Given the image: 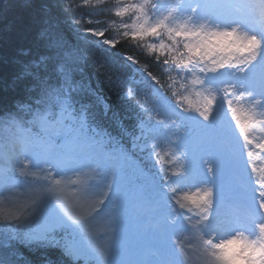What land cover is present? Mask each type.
<instances>
[{
    "label": "snow or ice",
    "instance_id": "snow-or-ice-1",
    "mask_svg": "<svg viewBox=\"0 0 264 264\" xmlns=\"http://www.w3.org/2000/svg\"><path fill=\"white\" fill-rule=\"evenodd\" d=\"M11 6L0 0V15ZM20 7L37 13L13 25H40L47 51L17 60L3 85L22 86L26 99L0 118L11 130L0 141V264H54L50 250L75 264H264V167L254 162L264 153L256 135L264 133V0H117L112 7L55 0L54 8L23 0ZM82 8L133 22L109 38L102 20L77 16ZM61 16L78 42L69 41ZM122 40L152 41L143 47L162 73L174 74L171 83L121 51ZM81 41L96 50V68L109 81L110 73L135 68L149 86L136 105L138 134L84 83ZM98 105L116 134L97 120ZM132 210L141 230L129 237Z\"/></svg>",
    "mask_w": 264,
    "mask_h": 264
},
{
    "label": "trees",
    "instance_id": "trees-1",
    "mask_svg": "<svg viewBox=\"0 0 264 264\" xmlns=\"http://www.w3.org/2000/svg\"><path fill=\"white\" fill-rule=\"evenodd\" d=\"M23 0H9L12 5L9 10L0 15V118H3L5 113L9 110H14V105L17 100L26 99V92L21 86L16 89H9L4 87V82L9 79L11 74L16 69L17 60H28L36 59L40 55L46 53L47 49L44 46L43 39L40 36L41 27L40 25H33L28 29H21L13 25V21L21 14H36L37 9H32L31 12H27L25 9L20 7ZM35 4L43 3L44 0H33ZM48 3L55 7V0H47ZM77 4L81 0H75ZM117 0H106V6L112 7ZM121 3L130 2V0H120ZM52 9H45V12H51ZM90 9L82 8L77 13V16H82L85 22L91 19L102 20L103 26L108 29L109 38L118 36L117 29H120L121 23L131 24L133 21L129 18L115 17L114 15H89ZM111 20L115 21L114 27H109V22ZM60 26L65 29L66 35L70 42H78V38L74 33V29L71 25V21L67 18L60 17ZM152 41L146 40L139 42L138 45H134L130 40H122L121 51L128 52L136 56L141 65H148V69L153 72V74L160 77L161 82L167 85L171 83L169 80V75L162 73L161 69L155 62L154 56L147 55V49L143 45L150 43ZM80 47L84 51L85 55L88 57L87 66L84 69V83L89 85L92 89L96 90L99 96L104 98L105 102L112 106V110L118 112L124 119V124L129 130V132H135L138 134V129L136 128L137 120L136 114L138 113L137 102H145V93H149V86L142 82L143 78L139 73L136 72L135 68H124L120 71L110 73L112 79L109 81L108 76L104 73L99 72L94 63V58L97 56L96 50L89 47L87 42L81 41ZM177 83L175 88L179 89L181 81L178 77H175ZM79 79V77H78ZM120 80L125 81L123 89H118V84ZM128 88H132L135 95L132 99H128L124 93ZM170 94V93H169ZM187 94V93H184ZM86 99H91L87 97ZM193 99H195L193 97ZM93 111L97 113V120L105 127L108 128L113 134L117 133V129L113 126L112 121L102 116V106H96ZM110 115V114H109ZM28 119L29 117H25ZM8 131V130H7ZM4 125H0V141L6 138L7 133ZM123 143H125L129 148H131V136H124ZM138 155L139 152L137 151ZM155 171V169H153ZM24 257H27L33 261H38L40 256L38 253H29L26 250H21ZM48 256L54 261V264H75V262L66 260L62 258L58 250H50ZM79 264H84V261H80Z\"/></svg>",
    "mask_w": 264,
    "mask_h": 264
},
{
    "label": "rangeland",
    "instance_id": "rangeland-1",
    "mask_svg": "<svg viewBox=\"0 0 264 264\" xmlns=\"http://www.w3.org/2000/svg\"><path fill=\"white\" fill-rule=\"evenodd\" d=\"M8 133H11V130H8ZM257 137H264V133L257 132ZM7 137L8 134H5ZM3 145L0 143V148H2ZM254 162L256 163V166L264 167V153H262L258 158H255ZM125 226L127 227V230L130 234H133L134 236L141 230V225L137 220L136 212L135 210H132L129 212L128 218L125 222ZM247 234V233H245ZM132 237V236H130ZM236 264H246V262L243 261H237Z\"/></svg>",
    "mask_w": 264,
    "mask_h": 264
}]
</instances>
